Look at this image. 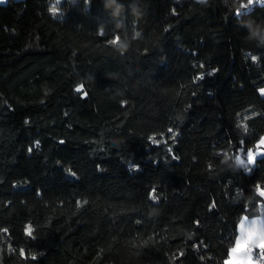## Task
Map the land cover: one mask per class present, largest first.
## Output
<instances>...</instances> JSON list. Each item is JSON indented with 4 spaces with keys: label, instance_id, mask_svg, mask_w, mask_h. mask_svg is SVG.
I'll list each match as a JSON object with an SVG mask.
<instances>
[{
    "label": "trees",
    "instance_id": "obj_1",
    "mask_svg": "<svg viewBox=\"0 0 264 264\" xmlns=\"http://www.w3.org/2000/svg\"><path fill=\"white\" fill-rule=\"evenodd\" d=\"M54 1L0 2V264H223L262 204L264 155L223 153L264 134V46L232 0H119L115 31Z\"/></svg>",
    "mask_w": 264,
    "mask_h": 264
},
{
    "label": "snow or ice",
    "instance_id": "obj_2",
    "mask_svg": "<svg viewBox=\"0 0 264 264\" xmlns=\"http://www.w3.org/2000/svg\"><path fill=\"white\" fill-rule=\"evenodd\" d=\"M264 2V0H262ZM253 2L246 8H242L240 11L236 12V17L243 16L247 13V10L251 5H253ZM61 3L59 0H55V3L50 7L49 11L52 13L53 16L57 15L58 8H60ZM175 12V10H173ZM101 35H104V31L100 33ZM119 41V37L116 39L110 40L111 44H117ZM251 59L255 62L258 58L256 56H252ZM215 69L210 70L207 75L211 76L215 73ZM205 74L201 73L197 79H204ZM83 89V85H79L76 88L77 92H81ZM260 92L262 95H264V89H260ZM84 95H87V93H84ZM243 130L247 132V125H243ZM171 131V130H170ZM153 143H157L155 138L150 137ZM39 142H37L38 146ZM241 144H243V141H241ZM261 146H264V137H262L258 144H257V150L256 152H253L251 149H248L246 154L244 155H235L237 159L240 160L241 164H244L245 167L243 168L245 171H251L250 166L254 165L256 163L257 156L264 155L261 151ZM29 151L31 152L32 149L29 148ZM241 153H244V149H240ZM227 152L223 153V156ZM211 167V165H209ZM258 193L261 197H264V190H260L258 186ZM150 200L153 202L158 200V197L155 194V189L152 190L150 193ZM212 207H215V204L212 205ZM262 213H264V206H262ZM6 231V230H5ZM33 232V229L31 226H28L26 228V234L31 236ZM258 250V255L254 256V253ZM20 255L24 256V251H20ZM32 259H35V257H32ZM261 262H264V215L254 217L252 219H249L247 215L242 216L239 219V222L236 226V235L235 240L232 243V246L228 249L227 252V258L224 260L223 264H261Z\"/></svg>",
    "mask_w": 264,
    "mask_h": 264
},
{
    "label": "clouds",
    "instance_id": "obj_3",
    "mask_svg": "<svg viewBox=\"0 0 264 264\" xmlns=\"http://www.w3.org/2000/svg\"><path fill=\"white\" fill-rule=\"evenodd\" d=\"M61 3L62 0H59ZM92 0H84V5L86 8H89L91 5ZM104 10L109 11L111 14V17L113 20L116 21L117 25H120V27H116L114 25V31L115 30H121L126 29V25L124 24V21L119 19L121 17V14L124 13L126 10L124 8V5L119 2V0H101ZM199 2H204V0H199ZM253 0H232V6L235 9V13L240 11L242 8L248 7ZM65 11L62 8H58L57 15L54 16L57 17H63L65 15ZM126 19V18H125ZM237 22L242 23V26L248 27L250 34L259 40L260 46H264V30L259 29H253L250 25L252 23L251 19L241 21L240 17H237ZM100 33L104 31V27L102 25L99 26ZM120 46V45H118ZM229 161H231V164H229ZM223 163L229 164L230 167L234 168H244L245 165L241 164L240 160L236 157L229 156L228 154L225 155ZM261 264H264V262H261Z\"/></svg>",
    "mask_w": 264,
    "mask_h": 264
},
{
    "label": "rangeland",
    "instance_id": "obj_4",
    "mask_svg": "<svg viewBox=\"0 0 264 264\" xmlns=\"http://www.w3.org/2000/svg\"><path fill=\"white\" fill-rule=\"evenodd\" d=\"M7 0H0V2H6ZM71 2H72V0H62V2H61V5H60V8H62L64 11H65V13L67 12V10H68V8H69V6H70V4H71ZM55 3V1L52 3V5ZM51 5V6H52ZM263 149H264V147H262L261 148V151L263 152ZM256 150H257V147L255 148V150L253 149L252 151L253 152H256ZM260 156V155H259ZM259 156H257V157H259ZM264 189V188H263ZM262 189V190H263ZM262 201L264 202V199L262 198Z\"/></svg>",
    "mask_w": 264,
    "mask_h": 264
},
{
    "label": "crops",
    "instance_id": "obj_5",
    "mask_svg": "<svg viewBox=\"0 0 264 264\" xmlns=\"http://www.w3.org/2000/svg\"><path fill=\"white\" fill-rule=\"evenodd\" d=\"M260 89H264V85L263 86H261L260 88H259V91H260ZM261 93V92H260ZM262 137H264V134H263V136ZM259 142V141H258ZM258 142H257V144H258ZM257 146V145H256ZM262 147H264V146H261V148ZM256 148V147H255ZM255 148H254V150H255ZM260 190H262L263 188H259ZM264 190V189H263ZM263 199H264V197H262ZM261 203H262V205L264 206V202L263 201H261ZM261 215H264V213H262V210H260V213L259 214H257V215H247L248 217H249V219H252V218H254V217H257V216H261ZM244 216V215H243ZM256 251H258V250H256Z\"/></svg>",
    "mask_w": 264,
    "mask_h": 264
},
{
    "label": "built area",
    "instance_id": "obj_6",
    "mask_svg": "<svg viewBox=\"0 0 264 264\" xmlns=\"http://www.w3.org/2000/svg\"><path fill=\"white\" fill-rule=\"evenodd\" d=\"M262 204L260 205V210H262ZM256 255H258V251H256L255 253H254V256H256Z\"/></svg>",
    "mask_w": 264,
    "mask_h": 264
}]
</instances>
